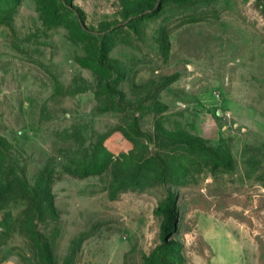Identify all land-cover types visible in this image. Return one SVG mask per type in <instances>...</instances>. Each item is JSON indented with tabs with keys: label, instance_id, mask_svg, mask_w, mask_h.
I'll use <instances>...</instances> for the list:
<instances>
[{
	"label": "rangeland",
	"instance_id": "obj_1",
	"mask_svg": "<svg viewBox=\"0 0 264 264\" xmlns=\"http://www.w3.org/2000/svg\"><path fill=\"white\" fill-rule=\"evenodd\" d=\"M0 264H264V0H0Z\"/></svg>",
	"mask_w": 264,
	"mask_h": 264
},
{
	"label": "trees",
	"instance_id": "obj_2",
	"mask_svg": "<svg viewBox=\"0 0 264 264\" xmlns=\"http://www.w3.org/2000/svg\"><path fill=\"white\" fill-rule=\"evenodd\" d=\"M42 195H43V198L39 197L40 195L38 196V194L35 193V197L34 198L38 199L40 201V204L48 206V208H50L51 211L53 213H55L54 200H53V196L51 194V191L49 189L48 190H45V191H43ZM175 220L176 219H173V217L171 216V214H169V216H168V222L173 221L172 223L174 224Z\"/></svg>",
	"mask_w": 264,
	"mask_h": 264
}]
</instances>
